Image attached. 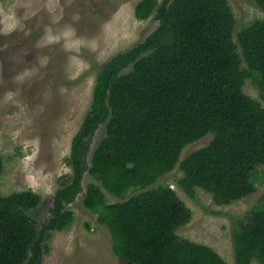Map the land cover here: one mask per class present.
I'll use <instances>...</instances> for the list:
<instances>
[{
    "label": "trees",
    "instance_id": "1",
    "mask_svg": "<svg viewBox=\"0 0 264 264\" xmlns=\"http://www.w3.org/2000/svg\"><path fill=\"white\" fill-rule=\"evenodd\" d=\"M249 1L264 10V0ZM134 15L157 25L97 72L66 158L71 173L58 176L47 218L30 216L41 202L32 189L0 195V264H42L51 233L73 220L67 204L82 191L87 170L99 185L87 186L83 205L108 227L114 253L127 264H227L211 246L177 235L191 211L168 183L153 184L178 163V184L191 199L195 187L217 205L255 191L253 176L264 166V106L243 85L250 79L264 99V18L234 34L227 0H139ZM209 133L207 145L179 160L186 144ZM102 189L121 200L107 202ZM130 189L137 192L126 198ZM246 212L233 229L231 264H264V195Z\"/></svg>",
    "mask_w": 264,
    "mask_h": 264
},
{
    "label": "rangeland",
    "instance_id": "2",
    "mask_svg": "<svg viewBox=\"0 0 264 264\" xmlns=\"http://www.w3.org/2000/svg\"><path fill=\"white\" fill-rule=\"evenodd\" d=\"M138 1L0 0V195L26 189L38 193L41 202L29 212L38 223L48 216L58 176L71 173L66 158L91 102L97 72L113 55L142 42L157 25L152 17H135ZM227 1L235 18L234 34L264 18V10L252 1ZM130 69L131 64L122 73ZM243 90L264 106L250 79ZM104 131L101 124L92 137L88 166ZM211 138L209 133L186 144L179 160ZM263 171L261 166L253 176L252 194L224 205L213 203L201 187H195L194 199L189 198L178 184L183 176L178 163L153 186L168 183L191 211V219L176 230L177 235L211 246L231 264L233 229L264 195ZM91 184L99 182L87 170L82 191L67 204L73 220L51 233L42 264H127L114 253L108 227L83 205ZM102 190L107 202L121 200ZM136 192L128 190L126 198Z\"/></svg>",
    "mask_w": 264,
    "mask_h": 264
}]
</instances>
